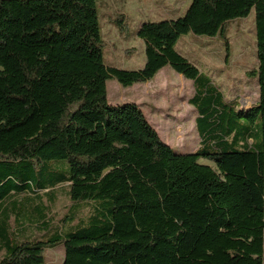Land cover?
Returning <instances> with one entry per match:
<instances>
[{"label":"trees","instance_id":"16d2710c","mask_svg":"<svg viewBox=\"0 0 264 264\" xmlns=\"http://www.w3.org/2000/svg\"><path fill=\"white\" fill-rule=\"evenodd\" d=\"M97 1L0 0V264H43L57 245L62 264H263L264 0H191L180 17L143 22L145 61L134 70L105 64ZM252 8L258 100L236 108L242 129L225 130L220 93L175 45L189 32L225 38ZM166 65L193 81L192 153L174 152L137 104L107 102V79L127 87ZM256 120L261 143L246 144ZM58 161L67 174L43 182ZM65 182L92 210L52 232L39 192ZM27 215L46 234L16 240L11 218Z\"/></svg>","mask_w":264,"mask_h":264},{"label":"rangeland","instance_id":"374dc122","mask_svg":"<svg viewBox=\"0 0 264 264\" xmlns=\"http://www.w3.org/2000/svg\"><path fill=\"white\" fill-rule=\"evenodd\" d=\"M190 2L191 0H98L96 8L104 40L105 64L127 70L142 67L145 61L144 43L136 35L140 24L180 17ZM175 46L177 50L192 56L186 58L206 75L209 90L215 89L220 93L224 105L222 109L228 114L222 118L220 127L225 130L231 127L242 129L244 119L235 110H246L258 100L257 80L248 74L257 67L254 9L245 17L232 19L228 23L225 38L189 32L181 35ZM193 93V81L184 78L168 65L161 68L151 80L127 87L113 78L106 80L107 102L111 105L137 104L159 137L174 152L180 154L192 153L199 147L200 138L195 124L197 112L193 104L189 103ZM206 103L213 104L211 100ZM250 136L246 144L261 143L258 120L253 125ZM231 138L232 135L229 140ZM238 148H243V145ZM198 161L215 167L207 159L200 158ZM52 166L53 169L42 176L43 182L50 183L59 174H67L66 161L52 162ZM45 191L39 192L41 202L47 207V216L43 220L46 222L43 225L52 232L67 231L72 225L84 220L92 210L90 202L70 200L66 182L58 184L52 192L45 194ZM32 197L36 205L39 199L33 195ZM17 199H22V196ZM28 217L29 215L21 217L19 225L15 223L14 217L11 218V228L16 240L41 238L46 234L42 222L30 223ZM3 255L4 250L0 249V258ZM63 259V245L44 250L43 264H62Z\"/></svg>","mask_w":264,"mask_h":264},{"label":"crops","instance_id":"0c3cea01","mask_svg":"<svg viewBox=\"0 0 264 264\" xmlns=\"http://www.w3.org/2000/svg\"><path fill=\"white\" fill-rule=\"evenodd\" d=\"M179 52L181 51V50H178ZM184 57H192V56H189L186 52H184V51H181L180 52Z\"/></svg>","mask_w":264,"mask_h":264}]
</instances>
